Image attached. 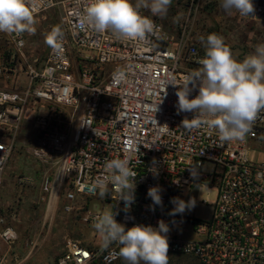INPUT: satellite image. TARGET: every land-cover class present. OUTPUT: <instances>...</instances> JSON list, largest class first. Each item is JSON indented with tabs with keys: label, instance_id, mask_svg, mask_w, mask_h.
<instances>
[{
	"label": "built area",
	"instance_id": "2783aa9c",
	"mask_svg": "<svg viewBox=\"0 0 264 264\" xmlns=\"http://www.w3.org/2000/svg\"><path fill=\"white\" fill-rule=\"evenodd\" d=\"M190 1L199 5L201 0ZM88 2L29 0L34 19L57 11L62 32L40 66L28 58L27 31L0 32V79L26 76L22 89L0 91V194L30 125L33 157L47 168L42 184L47 214L62 196L64 212L78 214L81 226L94 234L86 245L70 241L57 264L123 260L115 243L101 251L93 221L105 209L126 229L136 224L158 227L163 219L170 228L171 255L199 264H264V110L242 141L221 142L217 131L203 123L185 129L182 121L195 113H178L176 93L189 88L190 99L199 94V82L189 80L203 58L187 28L175 38L161 22L141 12L158 27L144 42L117 38L110 31L81 30L77 25ZM208 2L221 5V0ZM252 2L255 11L250 16L231 12L264 27V0ZM118 70L122 79L114 78ZM113 158L128 159L137 175L129 210L104 171L105 161ZM100 181L109 191L103 199ZM18 182L24 186L31 179L21 177ZM156 186L162 190L163 205L152 211L148 190ZM203 189L214 192L213 200L195 198ZM174 197L194 198V208L209 209L210 216L195 218L186 211L170 215ZM187 225L196 240L177 234ZM18 238L13 228L0 229L7 248ZM7 257L0 254V264H6Z\"/></svg>",
	"mask_w": 264,
	"mask_h": 264
},
{
	"label": "clouds",
	"instance_id": "9594fccd",
	"mask_svg": "<svg viewBox=\"0 0 264 264\" xmlns=\"http://www.w3.org/2000/svg\"><path fill=\"white\" fill-rule=\"evenodd\" d=\"M172 0H89L80 15L77 25L81 30L92 28L98 33L110 31L115 37L144 42L158 31L154 21L141 14V8L150 9L154 16L167 14ZM226 11L236 10L241 16H250L255 8L252 0H221ZM33 9L29 0H0V32L21 34L33 32ZM62 38L59 27H54L46 42L55 45ZM205 56L199 61L201 67L189 83L199 82V94L189 98L190 89L179 90L178 113L194 112L192 119L185 118V129L198 128L203 123L217 131L221 142L244 140L251 130L258 114L264 110V44L257 45L254 52L241 61L233 56L224 38L211 33L206 40ZM114 78L122 79L123 73L115 72ZM199 117H204L201 120ZM104 171L113 191L120 193V199L129 210L135 200L136 172L130 167L128 159L113 158L106 160ZM99 195L103 199L109 193L104 181L98 183ZM161 188L151 187L148 197L153 204L163 205ZM175 205L169 213L172 216L184 213L195 206L194 198L184 201L172 198ZM115 213L107 209L98 213L93 228L101 239V251L108 250L112 244L119 245L118 256L126 264H169V225L161 219L158 227L136 224L126 229L119 223ZM111 255V253H110ZM106 260L108 257L105 258Z\"/></svg>",
	"mask_w": 264,
	"mask_h": 264
},
{
	"label": "rangeland",
	"instance_id": "374dc122",
	"mask_svg": "<svg viewBox=\"0 0 264 264\" xmlns=\"http://www.w3.org/2000/svg\"><path fill=\"white\" fill-rule=\"evenodd\" d=\"M208 1L201 0L199 5H193L190 0H177L175 3L173 1L164 16H154L147 8H141L140 11L161 22L175 38H179L186 27L191 34V41L199 46L202 57L206 52L201 37L206 40L211 33L222 36L232 50L233 56L241 61L253 53L257 45L264 44L263 26L243 22L231 11L226 12L221 5L216 3L212 5ZM135 2L136 0H133V3ZM34 20L35 30L27 31L28 58L32 63L38 60L40 66L52 47V44L46 42V38L54 27H59L58 12L51 11ZM25 83L24 74L18 79L1 78L0 91L20 90ZM33 135L31 126L27 125L20 140V147L6 170L0 194L2 210L0 229L13 228L19 236L11 248H7L0 240L3 254H8L6 264H57L70 241L78 240L86 245L94 235L91 231L89 234L88 230L81 226L78 214L64 212L62 196L56 200L53 213L47 214L42 201L44 197L42 184L47 168L33 157L35 143ZM21 177L30 178V184L21 186L18 182ZM195 198L213 200L214 192L210 193L209 190L203 189L195 193ZM98 210L100 207L95 212ZM186 212L195 218L210 216L209 209L201 206L192 207ZM193 230L191 225H187L177 234L186 240H196ZM118 264H126V261L122 260ZM169 264L199 263L192 258L169 254Z\"/></svg>",
	"mask_w": 264,
	"mask_h": 264
},
{
	"label": "crops",
	"instance_id": "0c3cea01",
	"mask_svg": "<svg viewBox=\"0 0 264 264\" xmlns=\"http://www.w3.org/2000/svg\"><path fill=\"white\" fill-rule=\"evenodd\" d=\"M0 254L1 255L3 254V248L1 247V245H0Z\"/></svg>",
	"mask_w": 264,
	"mask_h": 264
},
{
	"label": "trees",
	"instance_id": "16d2710c",
	"mask_svg": "<svg viewBox=\"0 0 264 264\" xmlns=\"http://www.w3.org/2000/svg\"><path fill=\"white\" fill-rule=\"evenodd\" d=\"M173 1H174V3L177 1V0H172V2H171V4H173ZM181 1V0H180ZM173 256H175V255H173ZM187 258V257H186ZM194 260V259H193ZM196 261V260H195Z\"/></svg>",
	"mask_w": 264,
	"mask_h": 264
}]
</instances>
